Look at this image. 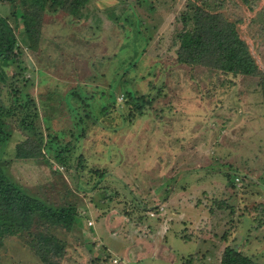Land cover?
<instances>
[{
    "label": "rangeland",
    "instance_id": "374dc122",
    "mask_svg": "<svg viewBox=\"0 0 264 264\" xmlns=\"http://www.w3.org/2000/svg\"><path fill=\"white\" fill-rule=\"evenodd\" d=\"M195 5L235 22L264 73V0H90L47 10L37 39L0 0L20 44L0 105L33 101L38 131L4 114L0 157L30 195L76 207L70 230L52 228L61 264H222L228 246L264 264L261 76L179 61ZM27 139L40 148L20 158ZM23 236L0 264H42Z\"/></svg>",
    "mask_w": 264,
    "mask_h": 264
},
{
    "label": "trees",
    "instance_id": "16d2710c",
    "mask_svg": "<svg viewBox=\"0 0 264 264\" xmlns=\"http://www.w3.org/2000/svg\"><path fill=\"white\" fill-rule=\"evenodd\" d=\"M19 3L26 32L37 39L41 33L43 15L47 10H65L70 14L80 13L90 0H5ZM184 28L179 34L178 59L194 66H207L226 72L261 76L264 96V73L252 55L246 40L241 37L235 22L221 13L213 12L201 5H195L191 13L185 14ZM19 38L14 26L7 18L0 17V82L8 81V68L19 60ZM16 94V93H15ZM21 94V92H17ZM20 96V95H19ZM18 96V97H19ZM19 107L7 109L0 105V153L8 142L11 132L4 114L21 113V124L26 129L37 131L36 104L22 101ZM134 120V113L131 115ZM27 139L17 146V156L31 158L37 154L40 145ZM77 220L74 206H53L47 201L32 196L13 181L6 172V165L0 157V246L7 238L28 235V245L37 253L42 264H61L65 241L52 228L70 230ZM222 264H259L252 255L227 247Z\"/></svg>",
    "mask_w": 264,
    "mask_h": 264
},
{
    "label": "built area",
    "instance_id": "2783aa9c",
    "mask_svg": "<svg viewBox=\"0 0 264 264\" xmlns=\"http://www.w3.org/2000/svg\"><path fill=\"white\" fill-rule=\"evenodd\" d=\"M114 262H115V263H118V259H114Z\"/></svg>",
    "mask_w": 264,
    "mask_h": 264
}]
</instances>
